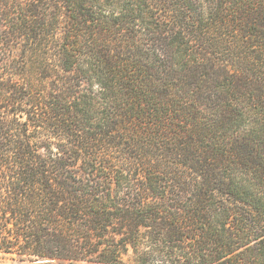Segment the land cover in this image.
Here are the masks:
<instances>
[{"label":"trees","instance_id":"16d2710c","mask_svg":"<svg viewBox=\"0 0 264 264\" xmlns=\"http://www.w3.org/2000/svg\"><path fill=\"white\" fill-rule=\"evenodd\" d=\"M264 264V0H0V258Z\"/></svg>","mask_w":264,"mask_h":264},{"label":"rangeland","instance_id":"374dc122","mask_svg":"<svg viewBox=\"0 0 264 264\" xmlns=\"http://www.w3.org/2000/svg\"><path fill=\"white\" fill-rule=\"evenodd\" d=\"M43 260L38 261H19L16 259H11L10 257L0 258V264H43ZM50 264H70L65 261L50 260ZM75 264H86V263H75Z\"/></svg>","mask_w":264,"mask_h":264},{"label":"water","instance_id":"95a60500","mask_svg":"<svg viewBox=\"0 0 264 264\" xmlns=\"http://www.w3.org/2000/svg\"><path fill=\"white\" fill-rule=\"evenodd\" d=\"M43 264H50V260H43Z\"/></svg>","mask_w":264,"mask_h":264}]
</instances>
